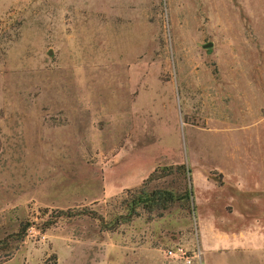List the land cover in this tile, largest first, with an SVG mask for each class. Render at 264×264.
Masks as SVG:
<instances>
[{"label": "rangeland", "instance_id": "rangeland-1", "mask_svg": "<svg viewBox=\"0 0 264 264\" xmlns=\"http://www.w3.org/2000/svg\"><path fill=\"white\" fill-rule=\"evenodd\" d=\"M153 190L177 199L131 205ZM20 224L0 264H264L236 239L264 243V0H0V240Z\"/></svg>", "mask_w": 264, "mask_h": 264}, {"label": "trees", "instance_id": "trees-1", "mask_svg": "<svg viewBox=\"0 0 264 264\" xmlns=\"http://www.w3.org/2000/svg\"><path fill=\"white\" fill-rule=\"evenodd\" d=\"M175 169H180L184 171L185 174L188 173V171L182 166H177L175 167ZM155 172L156 170H154L153 174H155ZM153 174L149 175L146 181H148L153 176ZM185 180L187 184V189L183 191V193L181 194L182 197L180 199H187V197H191L190 179L187 176ZM139 193L140 195L138 196L137 200L132 201L131 205L134 207H137L139 205H146V207L150 210L158 208H163L164 210V207L170 205L177 199L176 193L172 190H153L147 194H142L141 192ZM26 229V224H20L17 232L15 234L10 235L8 240H6V238L0 240V258H6L8 256V253L11 250L10 243H20L23 240V238L25 237Z\"/></svg>", "mask_w": 264, "mask_h": 264}, {"label": "crops", "instance_id": "crops-1", "mask_svg": "<svg viewBox=\"0 0 264 264\" xmlns=\"http://www.w3.org/2000/svg\"><path fill=\"white\" fill-rule=\"evenodd\" d=\"M257 230V229H256ZM258 231V230H257ZM237 240H239V246L242 248V250L250 252V253H260V252H264V243L263 242H259V241H246L245 240V236L242 235L241 238H236ZM248 239V238H247ZM203 247L205 248V245L202 243ZM199 247H200V251H199V255H200V259L198 261V264H203L204 260L202 258V248H201V243H199Z\"/></svg>", "mask_w": 264, "mask_h": 264}, {"label": "built area", "instance_id": "built-area-1", "mask_svg": "<svg viewBox=\"0 0 264 264\" xmlns=\"http://www.w3.org/2000/svg\"><path fill=\"white\" fill-rule=\"evenodd\" d=\"M199 253L195 252L194 256H185L184 253L181 251V249H177V250H166L164 252V257L166 259H177V260H181L182 264H191L192 260H197L199 258Z\"/></svg>", "mask_w": 264, "mask_h": 264}]
</instances>
